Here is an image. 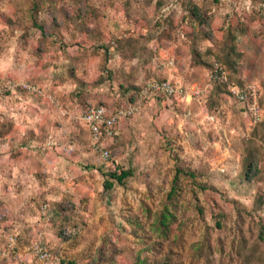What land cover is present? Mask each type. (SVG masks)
I'll return each instance as SVG.
<instances>
[{"label": "rangeland", "instance_id": "1", "mask_svg": "<svg viewBox=\"0 0 264 264\" xmlns=\"http://www.w3.org/2000/svg\"><path fill=\"white\" fill-rule=\"evenodd\" d=\"M232 47L231 80L262 92L256 125L207 78L213 62L227 68ZM153 78L204 93L142 102L105 142L103 162L81 115L127 105ZM177 167L195 179L174 184ZM119 169L133 176L105 190L104 173ZM261 223L264 1L0 0V264H243L244 237L254 252L245 263L264 264ZM39 237L46 261L35 256Z\"/></svg>", "mask_w": 264, "mask_h": 264}, {"label": "built area", "instance_id": "2", "mask_svg": "<svg viewBox=\"0 0 264 264\" xmlns=\"http://www.w3.org/2000/svg\"><path fill=\"white\" fill-rule=\"evenodd\" d=\"M207 78L212 84L226 85L229 96L239 105L243 115L248 118L252 125L262 121L263 110L260 105L262 92L258 84L250 82L240 86L229 83L225 69L218 62L211 64ZM203 93V90L196 83L182 84L175 80L153 78L147 80L140 87L136 103L115 110H110L103 105L89 107L81 115L80 121L88 129L92 150L99 155L103 162H107L110 158V152L105 146L104 140L111 139L114 136V127L119 121L135 116L139 112L142 102H150L158 97H164L191 103L193 100L201 98ZM40 208L43 214L49 211L48 204H42ZM6 243L8 248H13L16 243L15 237L8 236ZM33 246L38 260H48L50 255L44 248L40 237L34 242ZM0 251H5L1 241Z\"/></svg>", "mask_w": 264, "mask_h": 264}, {"label": "trees", "instance_id": "3", "mask_svg": "<svg viewBox=\"0 0 264 264\" xmlns=\"http://www.w3.org/2000/svg\"><path fill=\"white\" fill-rule=\"evenodd\" d=\"M214 1L217 2L218 0H214ZM262 1H264V0H262ZM190 13H192V15L197 16V14H196L197 12L195 10L190 11ZM242 32H244V31H242ZM231 51L232 52L230 54H227V57H225L223 59V61L227 65V68H228L227 69L224 66V69H225V71L227 73L228 82L229 83H234L231 80L230 76H229L228 70L231 71V72H235L236 71L235 69H236V65L238 63V60L240 58V54L236 52V49L234 47L231 48ZM217 85L220 88H223V89L225 88L226 89V85L225 84H217ZM240 86H242V85H240ZM139 89H140V87L131 89L132 91L129 94L127 105L119 106V107H126L128 105L136 103L138 101ZM164 99H165L164 97H158V98H156V101H161V100H164ZM260 104H261V102H260ZM96 106H100V105H96ZM90 107H94V106H90ZM119 107L111 108L110 110H115L116 108H119ZM88 108L89 107H87L85 111H87ZM119 122L114 127L115 131H116V128H117V125L119 124ZM181 175H183V176L187 175L191 179H195V175L191 171L184 172V170H182V168L177 167L175 169V174H174V178H173V183L174 184H176L178 178ZM132 176H133V171L132 170L119 169V170H115V171H108L107 173H104V177H106L105 184H104V189L107 190V191L111 190L115 184H117L119 186H124L126 184L127 179L131 178ZM175 191H176V189L173 186L171 188V190L169 191L170 197L175 193ZM169 217H171V215H169L168 213H164V212L160 213L157 216V218H158L157 219L158 220L157 221L158 222V228H159V230L161 232H163L165 230V228L168 226V223L170 222ZM215 228L216 229L220 228V224H219L218 221L215 222ZM250 236H252V234ZM260 242H262V243L264 242V224H262V223L259 225V229L256 232V242L255 243L256 244H260ZM240 243H241L240 248L236 252H237V255L240 256L242 259H244L245 254L246 255L248 254L246 259L243 261L244 262L243 264H246L245 261H247L249 256L252 255L254 252L252 250V246L248 245V239L246 237L241 239ZM262 258H263V256H262ZM262 258H259V259H262ZM99 259H101L100 256H99ZM146 261L147 260H143L139 256L137 257L138 264H146ZM250 263H251V261L248 262L247 264H250ZM58 264H78V262L76 260H71V259H68V260L60 259ZM162 264H166V262H163Z\"/></svg>", "mask_w": 264, "mask_h": 264}, {"label": "crops", "instance_id": "4", "mask_svg": "<svg viewBox=\"0 0 264 264\" xmlns=\"http://www.w3.org/2000/svg\"><path fill=\"white\" fill-rule=\"evenodd\" d=\"M103 106H105V105H103ZM107 107V106H106ZM109 107V106H108ZM109 109H111L110 107H109ZM19 110L18 109H15V108H10V115H15V116H28V115H26V114H24V113H22V112H18ZM240 113L241 114H243V112H242V110H241V108H240ZM86 128V127H85ZM87 129V128H86ZM87 131H88V129H87ZM107 140H109V139H105L104 140V143L107 141ZM107 147V146H106Z\"/></svg>", "mask_w": 264, "mask_h": 264}]
</instances>
